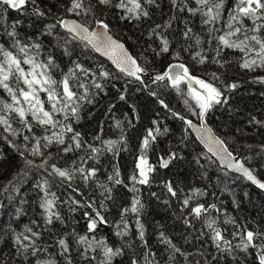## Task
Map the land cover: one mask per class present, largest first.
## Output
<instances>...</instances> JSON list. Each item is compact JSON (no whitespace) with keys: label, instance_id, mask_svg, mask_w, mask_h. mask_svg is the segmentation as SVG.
<instances>
[{"label":"snow or ice","instance_id":"obj_1","mask_svg":"<svg viewBox=\"0 0 264 264\" xmlns=\"http://www.w3.org/2000/svg\"><path fill=\"white\" fill-rule=\"evenodd\" d=\"M226 3L227 0H170L173 15L164 24L154 25L150 29V37L159 40L154 51L159 55L169 54L175 62L169 63L163 71H154L147 62L140 63L139 58L134 57L125 48L119 37L113 35L109 23L103 17L105 12L111 13L113 9H119L122 12L121 19L148 20L151 19L149 6L159 7V0H67V3L60 4L63 12L59 15L53 14L49 8L41 7L39 0H0V30L8 37V40L0 42V89H3L9 98L0 99V138H13L9 142L14 147L15 138L21 139L18 151L25 162V169L22 171L37 168L46 173L43 181L36 185L40 194L37 202L41 210L40 220L32 219L24 226L23 231L15 234L11 264H73V242L76 245V255L82 264H92L93 261H96V264H113L115 258L128 255V252L131 253L128 255V264H175L177 256L183 257L184 264H193V261L189 260L192 253L182 250L163 231L159 233V240L165 246L167 255L163 262L157 259V253L146 240L145 226L141 220L145 205L138 195H133L129 205L119 208L120 219L116 222L118 230L115 233L123 241L119 247L111 246L103 238L97 239L95 235H88L94 234L101 224L108 223L103 214L108 211L105 202H115V186L122 185L132 193H139L137 185L152 184V174L155 173L157 165L149 162L147 153L161 134L159 127L148 128L142 138L135 171L129 177L131 186L121 178L119 167L113 165V171L107 177L108 183L99 185L102 189L99 200L88 197L84 201H70L76 207L90 209L83 213L87 220V233L80 235L74 229L62 233L55 242L56 253L49 251L51 245L43 241L44 232L53 233L56 223L65 224L64 217L57 210L58 197L50 190V178L58 177L70 188L73 187V181L83 183L85 187L95 184L98 182L96 178L100 168L93 165L100 163L104 151L117 155L119 151L124 150L118 145L126 144L127 141L124 135L119 141H101L104 145L102 149L84 141L73 127V124L81 119L85 104L93 103L96 96L102 92L107 94L104 92V84L97 82L96 77L108 80L113 78L112 74L104 69L98 70V73L93 72L75 61L73 66L64 72L53 54L42 55L41 43H31L19 37L16 28L18 22L6 24V13L14 10L20 13L30 12L31 15L42 18L53 16L49 34L57 28L64 30L65 55H71L68 44L79 42L85 49L108 57L119 73L132 78L128 83L135 81L145 88H149L150 83L169 88L183 96L188 112L196 117L197 122L173 111L164 99L159 98L155 90L149 88V95L157 98L161 107L172 112L187 129L196 131L197 138L221 164L242 173L247 180L264 190V181L258 179L252 170L237 160L226 141L207 123L210 111L215 106L227 104L230 99L228 93L240 87L238 82L226 83L219 74V69L229 63L221 55L224 49L238 50L242 54L239 61L241 69L249 72L264 70V0H233L232 7L227 8L225 18ZM184 12L191 17L200 18L207 39L194 33L193 27L185 23L179 35L185 41L194 40L195 43L175 47V37L170 38L169 30L178 19L176 13ZM69 16L79 19H69ZM204 44L210 47H201ZM185 52L190 53L195 64H215L218 65V70L211 73L210 79L196 75L194 66L184 61ZM209 52L212 54L209 55ZM57 71L60 72L59 79L56 78ZM78 73H82L86 79L91 78V83L80 80ZM253 82L264 84V76L255 77ZM119 100H125L124 92L119 95ZM252 121L264 124L255 117H252ZM14 123L19 127H14ZM153 124L155 125L156 121H153ZM117 126L119 127V122ZM36 129H40L41 134L38 135ZM95 139L98 140L99 137ZM53 148L55 152L52 151ZM81 152L84 155H79ZM70 154L74 157L71 165L59 164V160ZM29 157L39 158V164ZM174 159H177V153L170 150L166 155L158 157V166L168 168ZM89 161L93 164H89ZM11 183L9 181V184ZM164 187L171 197H178V193L183 192L171 182H165ZM3 190L7 191V186ZM73 191L84 195L78 187L73 188ZM151 195L156 196V193ZM205 195L207 193L202 189L190 190V194L183 195L181 211L188 210V216L196 219L204 218L209 229L206 235L219 253L234 254L237 250L249 253L251 249L255 252L257 264H264V228L259 225L249 228L248 222L241 225L229 217L223 221L224 224H232L235 228L231 233L232 238L229 239L227 230L218 227L217 219L210 215L211 211L219 213L221 209L215 203L206 205L199 202V198ZM76 207L72 208V211H76ZM129 213L136 217L135 238L140 242L139 248L143 251L138 252L137 248L133 247ZM23 214V209L17 210V217ZM184 222L191 226L187 216ZM233 240L238 243L233 244ZM198 254L201 259L196 260L195 264H209L204 251H199ZM0 264H8L2 253Z\"/></svg>","mask_w":264,"mask_h":264},{"label":"trees","instance_id":"obj_2","mask_svg":"<svg viewBox=\"0 0 264 264\" xmlns=\"http://www.w3.org/2000/svg\"><path fill=\"white\" fill-rule=\"evenodd\" d=\"M41 7L49 8L52 13L59 15L63 12L61 3L67 0H39ZM233 0H227V8L232 7ZM151 19L148 20H125L121 19L122 12L113 9L111 13L105 12L104 19L109 23L112 33L123 41L140 63L147 62L150 69L163 71L169 63H174L169 54L159 55L154 49L157 48L159 40L150 37V29L156 24H164L173 15L174 10L170 8V0H159V7L149 6ZM178 19L173 22L169 30L170 38L175 37V47L193 44L194 40L185 41L179 33L183 30L185 23L193 27L194 33L200 34L207 39L200 24L199 17H191L187 12L176 13ZM72 17V16H69ZM68 18V17H67ZM77 18V17H74ZM79 19V18H77ZM16 24L17 32L22 40L31 43H41L43 56L53 54L60 69L66 72L73 62H79L85 68L93 72L100 69L109 71L112 79L102 80L97 76V82L104 84V92L96 96L91 104H85L81 111V119L73 124L76 131L81 134L84 141L104 148L101 141L116 140L121 136L126 138V144H119L118 147L124 150L117 155L104 151L100 157V163L93 166L100 168L97 174V183L89 184L73 181V187L62 183L58 177L50 178V190L58 197L57 210L65 219V224L56 223L54 232H44L43 241L51 245L49 251L56 253V239L62 233L71 232L73 229L80 235L87 233V220L83 213L90 209L76 207L71 204L72 199L84 201L88 197L95 200L100 199L102 189L100 184L108 183L107 177L113 171V165L119 167L121 178L131 186L129 177L135 171L137 157L140 154L141 141L146 135V130L151 127H159L161 134L152 145L147 155L149 162L156 164V171L153 173V182L150 186L137 185L139 193H132L122 185L115 186L113 195L115 202L106 201L108 211L103 214L108 223L101 224L94 234L97 239H105L111 246L119 247L123 241L115 235L118 230L116 222L119 221V208L130 204L133 195H138L145 205L141 220L145 226V234L148 245L157 253V259L163 262L167 253L164 245L160 243L159 233L163 231L172 238L182 250L192 253L189 260L195 264L200 260L199 251H204L209 264H257L255 252L249 250L244 253L237 250L234 254L219 253L208 238L204 218L196 219L188 216V210L181 211V200L183 195L190 194V190L199 188L206 191L207 195L200 197L199 202L207 204L215 203L221 212L211 211L210 215L217 219V226L226 229V235L231 239V233L235 231L232 224H224L226 218H233L237 223L243 225L248 222L249 228L259 225L264 228V192L249 184L244 178L230 174L223 170L216 163L215 159L206 153L196 139L191 135L187 126L172 112L163 109L157 98L149 95V88L155 90L159 96L169 104L170 108L186 117L196 121V117L190 115L187 106L184 104V97L174 90L165 87H158L149 83L145 88L138 82L128 83L130 78L116 71L107 61L97 56L90 49H85L83 44L73 42L68 44L71 55H65L63 29L57 28L49 34V25L53 22V16L37 17L30 12L20 13L9 10L6 13V24ZM245 23H250L245 21ZM222 27V25H221ZM10 30V29H9ZM0 42L8 40L0 30ZM10 42V41H9ZM201 47L209 48L207 44ZM212 53L209 52V55ZM229 61L219 74L226 83L238 82L240 87L229 92L230 99L227 104L215 106L207 117V123L214 132L223 138L230 151L241 159L264 181V124H257L252 121L264 122V84L253 82L257 76H264V70L249 72L239 67L242 54L238 50L224 49L221 53ZM184 61L195 68V74L211 78V73L218 70V65H199L191 59L190 53H183ZM27 67V66H25ZM80 80L91 83V78L86 79L82 73H78ZM56 78H60L57 71ZM114 85V86H113ZM93 91H97L93 89ZM121 92L125 94V100H119ZM43 96V94H41ZM0 99H9L7 93L0 89ZM47 106V105H46ZM112 106V107H110ZM62 118V117H61ZM156 121V124H153ZM119 122V127L117 123ZM14 127H19L13 124ZM164 129H167L165 132ZM41 134L40 129H36ZM27 134V133H25ZM7 135V134H4ZM99 137V139H95ZM13 138H0V253L3 259L11 264V256L14 252L12 241L15 234L23 231L24 226L32 219L40 220L41 210L37 206L40 194L36 189L37 183H41L46 176L43 169L31 168L26 172L24 159L19 155L18 146L21 144L19 137L15 138L16 147L9 142ZM170 150L177 153L168 168L158 166V157L166 155ZM55 152V149H52ZM79 155H84L83 152ZM72 154L59 160L61 165H71ZM197 158L199 163H197ZM39 164V158L29 157ZM89 164H93L89 161ZM9 181L12 183L9 184ZM165 182H171L183 190L178 197H171L164 187ZM7 186L8 190L3 189ZM111 186V185H109ZM78 187L81 196L74 192L73 188ZM156 193L152 196L151 193ZM167 201V203L165 202ZM238 205V206H237ZM76 207V211L72 208ZM23 209L25 214L17 217V210ZM191 222V226L185 224L184 218ZM135 219L129 213L128 221L131 230L133 247L138 252L139 241L135 238ZM15 230V231H13ZM127 239V238H126ZM238 243L233 240V244ZM76 245L73 242V264H82L75 252ZM128 252V250H125ZM131 253L128 252V255ZM128 255L117 257L113 264H128ZM236 258H233V257ZM215 257V259L213 258ZM92 264H96L93 261ZM175 264H184L183 257L177 256Z\"/></svg>","mask_w":264,"mask_h":264},{"label":"water","instance_id":"obj_3","mask_svg":"<svg viewBox=\"0 0 264 264\" xmlns=\"http://www.w3.org/2000/svg\"><path fill=\"white\" fill-rule=\"evenodd\" d=\"M69 19H77V18H74V17H68ZM64 31V30H63ZM114 35V34H113ZM115 36V35H114ZM121 41V40H120ZM124 45H125V48L126 49H128V51L134 56V54L130 51V49L128 48V46L123 42V41H121ZM97 56H99L100 58H102V59H104L105 61H107L116 71H118L116 68H115V65L114 64H112V62H111V60L108 58V57H106V56H103V55H101L100 53H96V52H94ZM135 57V56H134ZM119 72V71H118ZM127 78H129V77H127ZM130 79H132V78H130ZM194 122H197V121H194ZM209 125V124H208ZM209 127H210V125H209ZM189 130V132L191 133V135L196 139V141L199 143V145L206 151V153H208L209 155H211L212 156V154L210 153V152H208V149H207V147L197 138V133H196V131H194V130H191V129H188ZM233 155L234 156H236V158H237V160H239L241 163H243L244 165H245V167H248L250 170H252L242 159H241V157L240 156H237V155H235L234 153H233ZM214 159H215V161H216V163L219 165V167L221 168V169H223V170H226L227 172H229L230 174H233V175H236V176H239V177H242V178H244L249 184H251L252 186H254V187H256L257 189H259L260 191H262V192H264V190H262V189H260V188H258L255 184H253L251 181H249V180H247L243 175H242V173H239V172H236L234 169H229V168H227L225 165H223V164H221L220 163V161L216 158V157H214V156H212ZM171 164V163H170ZM169 164V165H170ZM169 167V166H168ZM163 169H166V168H163ZM253 171V170H252ZM254 172V171H253ZM254 174L257 176V178L258 179H260L259 177H258V175L254 172ZM260 180H262V179H260ZM263 181V180H262Z\"/></svg>","mask_w":264,"mask_h":264}]
</instances>
